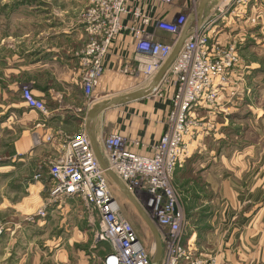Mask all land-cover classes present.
Segmentation results:
<instances>
[{
  "label": "crops",
  "instance_id": "crops-1",
  "mask_svg": "<svg viewBox=\"0 0 264 264\" xmlns=\"http://www.w3.org/2000/svg\"><path fill=\"white\" fill-rule=\"evenodd\" d=\"M86 1L48 0L37 7L43 9L41 12L31 10L34 15L29 19H6L9 32L0 42V97L10 95L20 100L10 106L19 117L13 164L0 171V221L9 226L0 238V264H60V259L67 260L66 243L81 234L76 226L69 235V227L74 212L80 204L83 209L84 202L49 197L48 165L60 156L68 140L87 132V117L93 107L144 90L152 83L137 71L132 60L135 41L125 29L105 59L104 74L94 91L95 103L88 106L79 65V53L88 42L83 21ZM223 2L209 0L204 18ZM129 5L152 19L170 21L178 15H191L186 13L189 8L184 1L166 5L162 0H131ZM124 23L132 25L133 18L128 16ZM148 30L171 41L154 26ZM212 40L222 45L237 42L240 65L216 103L196 109L198 117L207 120V115L211 116L213 124L216 116L222 120L214 124L209 159L202 166L210 194L203 202L207 208L202 219L209 230L199 232L196 227L188 239L199 253L214 252L219 264H223L224 255L229 264H264V0L252 1L236 16L228 14L214 27ZM23 87L45 103L46 114L25 104ZM171 93L168 89L163 97L152 99L148 95L103 110L95 124L101 151L108 131H114L142 141L141 147L133 149L149 154L166 130ZM38 172L43 173V179L34 181ZM197 192L200 195V190ZM44 208L46 217L37 216ZM188 221L189 225L196 222L192 218ZM54 228L62 233H53ZM100 245L105 255L109 247Z\"/></svg>",
  "mask_w": 264,
  "mask_h": 264
},
{
  "label": "built area",
  "instance_id": "built-area-1",
  "mask_svg": "<svg viewBox=\"0 0 264 264\" xmlns=\"http://www.w3.org/2000/svg\"><path fill=\"white\" fill-rule=\"evenodd\" d=\"M130 1L91 0L83 14L88 42L79 53V65L89 107L95 103L94 91L104 74L105 59L123 30L131 31L135 41L132 60L137 71L150 82L168 63L182 36L185 33L187 36L165 75L149 94L163 97L168 89L172 91L167 130L149 154L133 149L141 147L142 141L111 132L103 141V156L109 169L156 226L162 243L160 264H219L216 254L199 253L186 237L189 221L172 180L182 161L189 156L200 130L210 125L196 117L197 107L215 104L231 85V73L240 65L237 42L228 45L213 42V29L228 14L236 16L257 0H224L208 17L199 18L198 13H192L178 15L170 21L152 19L138 7L132 9ZM162 2L172 5L175 0ZM128 16L133 18L130 26L124 23ZM192 18L194 23L188 26ZM150 26L169 35L171 41L150 33ZM22 99L29 108L47 113L45 103L28 87L22 90ZM47 176L49 197L53 201L79 198L85 208L98 215L95 241L109 247L103 264H152L145 240L123 212L87 132H81L64 144L60 156L49 163ZM42 179V172L33 177L34 181ZM36 215L46 217V209L38 210ZM8 229L9 226L0 221V238Z\"/></svg>",
  "mask_w": 264,
  "mask_h": 264
},
{
  "label": "rangeland",
  "instance_id": "rangeland-1",
  "mask_svg": "<svg viewBox=\"0 0 264 264\" xmlns=\"http://www.w3.org/2000/svg\"><path fill=\"white\" fill-rule=\"evenodd\" d=\"M44 1L48 0H0V42L1 36H4L9 32V23L7 22L6 24V19L8 20L9 18L16 16H23L29 19L30 16L34 15V13L33 15L30 14L32 13L30 12L31 10H35V12H41L43 10L41 8L38 9L37 7L46 5V2ZM90 1L91 0H89V2L88 0L86 1L88 3H86L87 5L83 13H85L89 7ZM175 1H178V3L183 1L187 2L189 9L186 11V13L189 12L188 14L194 13L201 2V0ZM17 11H23V13L21 12V14H18L19 12ZM24 88L25 87L22 89ZM150 98L155 99L159 98V96L150 95ZM19 100L20 99L18 97L13 98L10 95L5 98L0 97V171L13 164L12 161L15 152L14 143L16 139L15 131L19 130V127L16 126L15 122L19 117L18 113H14V110H12L10 106L15 101L18 102ZM196 117L201 119L203 123H209L210 125L207 126L206 129L200 130L195 142L192 143V150L190 154L192 153L193 155H191L190 158L186 157V159L182 161L180 167L176 171L174 179L172 180V186L180 198V202L183 206L187 219L192 218L194 221H196H192L190 225L186 226L185 233L187 238H189L194 233L196 227L199 228V232L200 230L204 229L209 230V228L205 225V220L202 219V215L206 213L207 208L203 202H205L206 198L210 195L208 193V189H206L207 184L203 173L204 168H202V166H204L209 159L208 151H210V148H212L210 145V138H212V129L215 127L214 124L218 123V120H222V118L216 116L213 124L211 116L207 115V120L205 118L198 117V115H196ZM165 124L167 128V121ZM12 127L14 128L12 129ZM111 132L114 131H108V133ZM2 180L3 179L0 178V183ZM109 181L115 196L119 200L123 212L134 226L140 238L145 240L146 247L148 248V246L151 245V233L149 229L144 225L135 207L126 199L123 194L119 192L118 187L114 185L111 180ZM199 190L200 195L197 192ZM66 199L63 198V200ZM79 212H81V216L79 215ZM74 213L75 215L72 217V224L69 227L71 233L69 235L72 236L76 226H78L76 231L79 230V232H81V234H78L80 238L71 239L72 242L70 244L66 243L67 246H69L66 250L68 253L66 256L68 258L67 260L66 258L60 259L59 263L67 264L69 260L70 264H79V261L80 264H101L104 252L103 250L101 251L100 243L98 244L95 241V236L99 229L98 215L95 211L90 212L87 208H85V206H83L82 209L81 204L79 206V211H75ZM52 232L60 234L62 233V229L58 231L57 228H54ZM35 248L39 251L41 249L40 247ZM205 253L212 254L214 252L207 251ZM65 261H67V263ZM222 262L223 264H229L227 255L223 256Z\"/></svg>",
  "mask_w": 264,
  "mask_h": 264
},
{
  "label": "water",
  "instance_id": "water-1",
  "mask_svg": "<svg viewBox=\"0 0 264 264\" xmlns=\"http://www.w3.org/2000/svg\"><path fill=\"white\" fill-rule=\"evenodd\" d=\"M208 2H209V0H201V3H200L199 8H198L199 18H201L203 16L205 7H206ZM193 23H194V18H192L189 21L188 26L193 25ZM185 39H186V33L180 39V41L178 43L179 45H177V47L174 49L168 63L159 72L156 80L153 81L149 87H147L144 90L136 91V92H133V93L121 96V97L111 99V100L104 102V103H101L99 105H96L95 107H93L89 111L88 117H87V127H88L87 133L90 137L93 150L95 152V155H96L102 169L105 171L108 179L111 180L113 182V184L116 185L121 190V193L135 207V209H136L137 213L139 214V216L141 217L144 225L149 229V231L151 233V239H150L151 245L148 246L147 249H148V252L152 258V264H160V260L162 257V243H161L158 231L156 229V226L150 220V218L148 217L145 210L135 200L133 195L126 189L124 183L120 180V178L112 170L109 169L107 162H106V160L103 156V153L99 147V144L97 142V138L95 135V124H96V120H97L99 114L103 110L107 109L108 107L115 106V105H122V104L129 103V102L135 101L137 99H141L143 97L148 96L153 91V89L159 84V82L161 81V79L165 75L168 67L170 66L171 62L174 60L175 56L177 55V53L180 49V46L182 45V43H184Z\"/></svg>",
  "mask_w": 264,
  "mask_h": 264
},
{
  "label": "trees",
  "instance_id": "trees-1",
  "mask_svg": "<svg viewBox=\"0 0 264 264\" xmlns=\"http://www.w3.org/2000/svg\"><path fill=\"white\" fill-rule=\"evenodd\" d=\"M187 237V236H186Z\"/></svg>",
  "mask_w": 264,
  "mask_h": 264
}]
</instances>
